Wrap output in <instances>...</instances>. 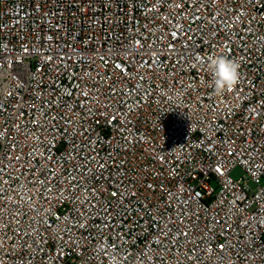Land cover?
<instances>
[{
	"label": "built area",
	"instance_id": "1",
	"mask_svg": "<svg viewBox=\"0 0 264 264\" xmlns=\"http://www.w3.org/2000/svg\"><path fill=\"white\" fill-rule=\"evenodd\" d=\"M0 264H264V0H0Z\"/></svg>",
	"mask_w": 264,
	"mask_h": 264
},
{
	"label": "clouds",
	"instance_id": "2",
	"mask_svg": "<svg viewBox=\"0 0 264 264\" xmlns=\"http://www.w3.org/2000/svg\"><path fill=\"white\" fill-rule=\"evenodd\" d=\"M209 70L212 73V87L215 95H222L233 88L240 78V65L226 55L208 58Z\"/></svg>",
	"mask_w": 264,
	"mask_h": 264
},
{
	"label": "rangeland",
	"instance_id": "3",
	"mask_svg": "<svg viewBox=\"0 0 264 264\" xmlns=\"http://www.w3.org/2000/svg\"><path fill=\"white\" fill-rule=\"evenodd\" d=\"M231 175L234 177V178H237L239 176L242 175V171L239 169V168H236L234 169L232 172H231Z\"/></svg>",
	"mask_w": 264,
	"mask_h": 264
}]
</instances>
